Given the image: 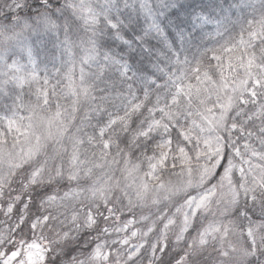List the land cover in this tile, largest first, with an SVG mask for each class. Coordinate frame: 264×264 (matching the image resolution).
Here are the masks:
<instances>
[{
  "label": "snow or ice",
  "instance_id": "obj_1",
  "mask_svg": "<svg viewBox=\"0 0 264 264\" xmlns=\"http://www.w3.org/2000/svg\"><path fill=\"white\" fill-rule=\"evenodd\" d=\"M0 264H264V0H0Z\"/></svg>",
  "mask_w": 264,
  "mask_h": 264
},
{
  "label": "rangeland",
  "instance_id": "obj_2",
  "mask_svg": "<svg viewBox=\"0 0 264 264\" xmlns=\"http://www.w3.org/2000/svg\"><path fill=\"white\" fill-rule=\"evenodd\" d=\"M0 219H2V217H0Z\"/></svg>",
  "mask_w": 264,
  "mask_h": 264
}]
</instances>
